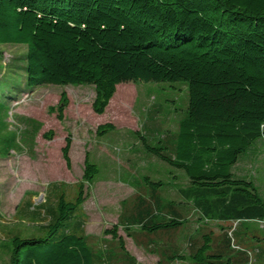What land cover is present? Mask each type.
<instances>
[{
	"label": "trees",
	"instance_id": "obj_1",
	"mask_svg": "<svg viewBox=\"0 0 264 264\" xmlns=\"http://www.w3.org/2000/svg\"><path fill=\"white\" fill-rule=\"evenodd\" d=\"M4 45L27 47L23 71L33 87H93L98 115L122 84L184 83L189 97L176 132L156 147L145 143L149 154L182 171L173 176L178 199L162 196L169 183L145 177L142 193L122 203L119 223L106 231L119 253L98 251L86 233L84 204L85 184L92 185L100 169L87 156L73 195L65 184L52 185L54 203L31 216L46 223L44 234L13 239L11 264H138L120 228L159 254V264L264 261V239L248 236L249 225L264 224V195L257 180L234 172L243 155L255 150V157L264 147L258 142H264V0H0ZM68 105L64 92L51 110L63 121ZM115 129L105 124L97 133ZM70 149L67 139L69 167ZM193 216L199 226L186 247L160 242L186 229ZM212 224L223 233H203Z\"/></svg>",
	"mask_w": 264,
	"mask_h": 264
},
{
	"label": "rangeland",
	"instance_id": "obj_2",
	"mask_svg": "<svg viewBox=\"0 0 264 264\" xmlns=\"http://www.w3.org/2000/svg\"><path fill=\"white\" fill-rule=\"evenodd\" d=\"M26 54V46H0V264H11L15 237L44 234L41 229L46 223L31 216L42 204L54 203L52 185L65 184L68 195H73L75 185L83 179L87 156L99 166L100 174L92 185L85 184L86 233L98 251L105 248L118 254V241L106 231L119 223L122 203L142 193L139 186L145 177L169 183L171 188L162 192V196L178 199L173 190L178 188L173 176H179L182 171L149 154L145 143L156 147L168 131L176 132L188 106L187 86H182L184 83L122 84L106 112L98 115L92 108L95 90L91 86L29 85L23 71ZM64 92L69 105L61 121L51 109L59 105ZM105 124H113L116 129L99 136L97 130ZM67 139L71 140L70 167L63 156ZM254 152L249 151L248 155ZM258 153L263 154L264 170V147ZM261 177L264 195L263 172ZM178 183L184 185L185 178ZM190 221L173 238L160 236V242L186 247V238L195 235L199 226L196 216ZM223 227L229 229L231 225L223 224ZM237 227L234 224L233 231ZM248 227L250 238L260 235L264 239V224ZM210 232L216 236L223 233L218 224L203 228V233ZM118 235L138 264H159L161 256L137 244L123 228L118 229ZM141 239L148 243V238ZM120 260L117 256L114 262ZM256 261L264 264L259 258Z\"/></svg>",
	"mask_w": 264,
	"mask_h": 264
},
{
	"label": "crops",
	"instance_id": "obj_3",
	"mask_svg": "<svg viewBox=\"0 0 264 264\" xmlns=\"http://www.w3.org/2000/svg\"><path fill=\"white\" fill-rule=\"evenodd\" d=\"M263 154H256L255 157L252 155H243L238 164L234 167V172L240 176L247 178H254L257 180V187L261 188L260 181L262 179L261 173H264L263 170ZM262 191V190H261Z\"/></svg>",
	"mask_w": 264,
	"mask_h": 264
}]
</instances>
